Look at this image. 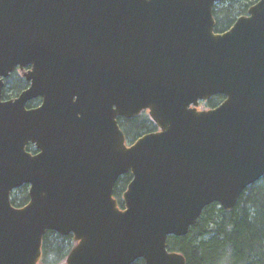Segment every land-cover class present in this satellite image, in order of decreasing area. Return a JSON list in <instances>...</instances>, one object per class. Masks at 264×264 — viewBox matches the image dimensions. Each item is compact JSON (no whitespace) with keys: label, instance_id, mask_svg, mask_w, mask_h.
<instances>
[{"label":"water","instance_id":"obj_1","mask_svg":"<svg viewBox=\"0 0 264 264\" xmlns=\"http://www.w3.org/2000/svg\"><path fill=\"white\" fill-rule=\"evenodd\" d=\"M219 1L0 0V264H40L47 231L74 236L65 264H187L169 237L264 176V0L221 33ZM146 109L159 130L127 145L118 117Z\"/></svg>","mask_w":264,"mask_h":264},{"label":"trees","instance_id":"obj_2","mask_svg":"<svg viewBox=\"0 0 264 264\" xmlns=\"http://www.w3.org/2000/svg\"><path fill=\"white\" fill-rule=\"evenodd\" d=\"M258 0H227L216 7L217 27L224 29L237 16L247 12ZM27 83L15 74L9 80V88L16 94ZM130 128L126 132L136 139L144 132L152 130L154 123L148 119L127 120ZM28 150L35 151L34 145ZM131 180V173L122 176L115 186V196L122 205V193ZM22 196L12 199L16 206H24L29 201L28 186L19 188ZM73 235L62 236L55 231H47L43 238L41 264H64L75 245ZM170 250L183 253L187 264H264V176L250 185L241 194L236 206L227 210L214 202L204 208L196 224L184 236H170ZM134 264H143L138 260Z\"/></svg>","mask_w":264,"mask_h":264},{"label":"flooded vegetation","instance_id":"obj_3","mask_svg":"<svg viewBox=\"0 0 264 264\" xmlns=\"http://www.w3.org/2000/svg\"><path fill=\"white\" fill-rule=\"evenodd\" d=\"M227 1V0H223L222 2H219L215 5V8H214V16H215V19H216V26H215V31L216 32H225L227 31L234 23L235 21L237 20L238 17L242 16V15H248V10L246 13L244 14H241L239 16L236 17V19L234 20V22L232 24H230L229 26H227L226 28L224 29H218L217 27V17H216V7L220 6L221 4L223 5V3ZM226 5V4H225ZM223 5V7L225 6ZM31 69V65L30 66H26L24 69L20 68L19 66L9 74L8 77L4 78V89H3V100H11V99H15L16 97H18V95L25 89L29 88L30 85H31V81L27 79V77L25 76V73L28 72L29 70ZM15 74H20L21 76V79H24L27 83L26 87L24 89H22L19 93H15V92H12L9 88V80L10 78L14 77ZM225 96L222 95V94H215V95H212L209 99H202V100H199V103L198 105L196 106L198 108V110H209V109H212V108H215L217 106H219L224 100H225ZM43 102V99L41 96H38L36 98H33L32 100L28 101L27 103V108L30 109V108H34V107H39ZM192 107H194V105L192 104L191 105ZM139 119V118H142V119H148L150 122H153L154 123V126H153V129L152 130H149V131H146L144 133H147V132H153V131H157L159 130V127L155 124V122L152 120V117L150 115V112L149 110H143L141 111L138 115H136L135 117H132V118H126V117H122V116H119L118 117V121H119V124H120V127L123 129L125 135H126V138L128 140V145L133 143L136 139H132L133 142H129V140H131L130 137L127 136L126 132L129 131V128H130V125H129V122L127 120H131V119ZM143 133V134H144ZM138 138V137H137ZM31 145V144H30ZM34 145V144H32ZM29 146V145H28ZM35 147V146H34ZM38 150L36 149L35 147V151H32L33 153H36ZM23 186H28L27 184L23 185ZM22 186V187H23ZM120 207L123 208V204L121 205L119 203Z\"/></svg>","mask_w":264,"mask_h":264},{"label":"rangeland","instance_id":"obj_4","mask_svg":"<svg viewBox=\"0 0 264 264\" xmlns=\"http://www.w3.org/2000/svg\"><path fill=\"white\" fill-rule=\"evenodd\" d=\"M129 142L131 143L132 142V139ZM22 193L23 192L21 190H19V189L15 190L13 192V194H12V199H20L21 196H22Z\"/></svg>","mask_w":264,"mask_h":264}]
</instances>
